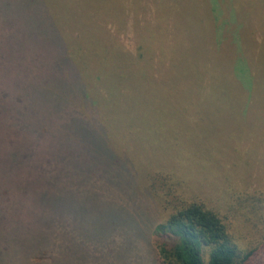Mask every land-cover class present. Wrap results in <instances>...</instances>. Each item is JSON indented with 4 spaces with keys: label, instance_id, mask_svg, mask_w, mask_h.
I'll return each mask as SVG.
<instances>
[{
    "label": "rangeland",
    "instance_id": "374dc122",
    "mask_svg": "<svg viewBox=\"0 0 264 264\" xmlns=\"http://www.w3.org/2000/svg\"><path fill=\"white\" fill-rule=\"evenodd\" d=\"M13 6L18 16L5 27L6 40L15 37L11 52L24 59L25 48L41 47L43 32H32L28 8L49 7L60 33L87 50L81 67L101 75L100 83L90 81L91 94L103 93V120L125 137L140 175L172 172L188 201L225 221L237 264H264V0ZM43 115L54 123L49 108ZM155 204L153 215L162 222L171 211ZM151 242L149 254L143 247L127 251L126 264L134 255L135 264H163L154 236ZM210 252L204 249L206 263Z\"/></svg>",
    "mask_w": 264,
    "mask_h": 264
},
{
    "label": "trees",
    "instance_id": "16d2710c",
    "mask_svg": "<svg viewBox=\"0 0 264 264\" xmlns=\"http://www.w3.org/2000/svg\"><path fill=\"white\" fill-rule=\"evenodd\" d=\"M40 1L0 7V264H126L127 251H152L153 236L163 264H237L216 212L188 201L172 172L140 175L125 137L102 117L103 93L91 94L101 75L81 67L87 50L60 33L49 7L28 8L41 47L25 48L24 59L11 52L15 37L6 40L5 27L18 16L13 2ZM155 203L171 211L162 222Z\"/></svg>",
    "mask_w": 264,
    "mask_h": 264
}]
</instances>
